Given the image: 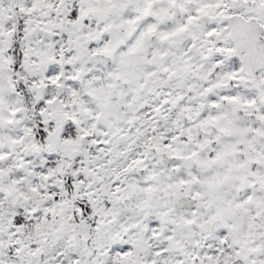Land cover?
I'll return each instance as SVG.
<instances>
[{"label": "flooded vegetation", "instance_id": "obj_1", "mask_svg": "<svg viewBox=\"0 0 264 264\" xmlns=\"http://www.w3.org/2000/svg\"><path fill=\"white\" fill-rule=\"evenodd\" d=\"M0 264H264V0H0Z\"/></svg>", "mask_w": 264, "mask_h": 264}]
</instances>
